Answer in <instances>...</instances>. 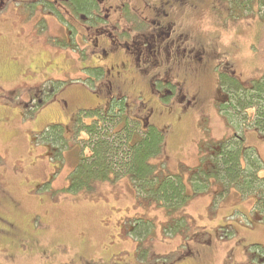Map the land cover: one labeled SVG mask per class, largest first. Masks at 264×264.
Returning <instances> with one entry per match:
<instances>
[{
	"label": "rangeland",
	"instance_id": "374dc122",
	"mask_svg": "<svg viewBox=\"0 0 264 264\" xmlns=\"http://www.w3.org/2000/svg\"><path fill=\"white\" fill-rule=\"evenodd\" d=\"M28 1L0 2V264H110L116 256L127 264H167L163 259L184 245L192 256L174 264H264V221L253 211V196L242 198L215 185L193 195L184 184L182 227L156 202L135 198L124 172L97 181L90 193L67 189L80 157L90 155L81 127L97 112H86L102 114L114 94L126 95L124 115L134 110L136 116V96L142 94L146 126L164 133L163 154L151 160L160 175L180 176L185 183L190 170L235 136L264 164V141L243 120L232 124L219 111L225 97L215 71L228 60L247 84L264 77L259 0H243L247 10L240 16L228 11L226 0H188L185 7L169 8L165 15L172 25L165 39L141 49L147 69L110 66L122 75L101 85L102 77L89 69L97 54L92 48L103 38L90 47L92 40L82 37L85 22L57 16L46 0ZM102 2L107 21L98 33L112 27L121 42L138 36L133 16L120 11L123 3L134 7L137 0ZM148 29L142 24V37ZM105 62L111 64L109 57ZM150 78L176 83L185 103L173 95L158 101ZM52 125L62 129L63 149L50 145V132L42 141ZM135 219L149 224L136 228ZM132 229L142 232V239L131 236Z\"/></svg>",
	"mask_w": 264,
	"mask_h": 264
},
{
	"label": "trees",
	"instance_id": "16d2710c",
	"mask_svg": "<svg viewBox=\"0 0 264 264\" xmlns=\"http://www.w3.org/2000/svg\"><path fill=\"white\" fill-rule=\"evenodd\" d=\"M226 2L228 11L232 14L240 16L247 10V3L243 0ZM102 3V0H55L54 3H48V7L59 17L68 13L76 18L82 17L87 25L96 21L100 25L99 21L104 16ZM259 3L260 7H264V0H259ZM93 73L96 79H100L99 71ZM218 80L220 91L225 97L220 103L219 111L232 124L236 119L243 120V126L254 131L264 141V77L247 84L233 74L231 66L222 65ZM124 107L123 97H115L102 114L97 110L86 112L90 114L97 112L89 114L90 125L81 127L87 137L90 155L80 157L79 164L69 177L68 191L90 193L97 181H112L114 172H124V176L131 183L135 198L156 202L166 211L170 221L174 219L175 223H180L183 227L185 218L183 213L181 214V208L188 198L184 184L191 188L189 191L193 195H201L210 185H215L221 189H233L242 198L253 196V211L260 216L259 221H264V176L260 175L264 173V164L252 149L246 146L243 137L235 136L234 139L221 142L218 150L208 155L206 162L202 161L189 171L184 183L180 176L160 175L161 169H157V166L151 163L152 159L163 154L164 133L149 125L142 129L140 122H143L144 118L141 119L138 115L132 116L130 120L135 126L130 127L126 121L127 117L123 115ZM251 110H254V116L245 117ZM103 121L109 125L105 126ZM57 127L59 126L52 125L48 132L46 128L41 138L44 141L50 132L52 138L50 145L63 149L65 145L62 129ZM138 130L142 136L137 137ZM170 215L178 217L172 218ZM142 222L147 221L135 219L132 224L138 228ZM130 234L138 240L142 239V232L132 229ZM184 248L185 245L173 256L163 259L167 261L163 263L174 264L192 256L190 252L186 254ZM139 251L138 249L137 255L142 259L143 255L140 256ZM116 258L120 260L117 256Z\"/></svg>",
	"mask_w": 264,
	"mask_h": 264
},
{
	"label": "flooded vegetation",
	"instance_id": "af4514ba",
	"mask_svg": "<svg viewBox=\"0 0 264 264\" xmlns=\"http://www.w3.org/2000/svg\"><path fill=\"white\" fill-rule=\"evenodd\" d=\"M4 1L5 0H0V2H2L1 5L5 3ZM14 1H17V0H14ZM28 2H37V0H34V1L30 0ZM46 2L47 3L45 4H48V3L50 4V3H54L55 0H46ZM186 4H189L188 0H157L155 2H151L148 0H137V5H135L134 7H132L130 4L123 3L120 7V11L124 12L125 10L128 13L127 14L128 17L133 16V20H135L138 23V26L141 28V32L138 34V36L134 38L131 37L130 41H126V42L120 41V39L116 36V33H114V29L112 27L107 29L106 31H101V33L97 32V31L104 29V26L107 21L106 19L107 14L105 12V10L107 11V9L104 10V7L102 10L104 12V16H102V19L99 21L101 23L100 25H98L97 21L92 22L90 25H87L86 23H84L83 24L84 26H82V29L85 30V33H83L82 35L84 42L86 40H92V44L90 45V47H92L93 43L96 40L100 39L99 36L103 38L102 40L104 41V43L101 46L92 48V51H96L97 54L95 56H92L90 59L93 62V64L90 66L89 70L99 71L101 74L100 78L102 77L101 78L102 81L99 82V84L101 85L103 83H108L109 79L107 78H110V77H113L114 79L119 78L122 75V71L120 72L117 71L119 70L118 66H139L140 71L146 70L148 66H142V62L143 61L146 62L147 57L145 55H142L141 49L144 47H147L150 44L151 45L160 44L162 42L161 39L163 38L165 39L166 32L170 29L172 25V23H170L169 20L166 18L167 17V15H165L166 11L169 8H173V7H177V8L185 7ZM47 8L50 9L49 7ZM68 15L72 16L71 14H68ZM65 18H66V15H65ZM74 18L78 21L80 20L84 22L82 20L83 19L82 17L81 18L74 17ZM142 24H144L145 27L149 28L147 36H143V37H142ZM130 26H132L131 23H130ZM72 27L74 26L72 25ZM128 33L131 35V32H128ZM89 36H91V38ZM179 42H181V40L180 38L177 37L175 44H179ZM106 56L109 57L111 61V64L109 66L105 62ZM221 63L220 65H218V67L215 68L217 75L222 65L231 66L228 60L224 61L222 64ZM110 66H116L117 70H114V68L113 67L111 68ZM233 74L237 76L236 73L234 72V69H233ZM160 82L161 81L157 80L156 78L154 79L150 78L151 86H153V89H156L154 96L156 97L158 101L167 102L168 97L173 95L177 100L182 101L181 104L185 103L183 100H185L186 97L180 94L176 83L175 85H173L171 82H167L166 85H163V84H160ZM170 88H173V90H171ZM125 96L121 95L120 97H123V100L124 99L126 100V98H124ZM115 97H118V95L114 94L111 97H109L106 104L108 105L110 101L115 99ZM136 99L140 100V102L138 103L139 107L137 108L136 112H138V116L141 119L144 118L143 122L142 121L140 122V127L142 128V126H144L145 128L147 127L146 124L148 123L149 119L147 117V114L143 113L145 111V107H144V103L142 100V94H138L136 96ZM187 104L192 105V102L188 101ZM123 109H126V103ZM132 113L130 115L125 114L128 120H130L132 116H135ZM127 263L128 262H126L125 259L120 258V260L118 259L114 260L110 264H127ZM130 264L132 263L130 262Z\"/></svg>",
	"mask_w": 264,
	"mask_h": 264
},
{
	"label": "bare ground",
	"instance_id": "6f19581e",
	"mask_svg": "<svg viewBox=\"0 0 264 264\" xmlns=\"http://www.w3.org/2000/svg\"><path fill=\"white\" fill-rule=\"evenodd\" d=\"M8 130V129H7ZM25 130V129H24ZM39 202V201H38ZM41 202V201H40ZM146 260V259H145Z\"/></svg>",
	"mask_w": 264,
	"mask_h": 264
},
{
	"label": "crops",
	"instance_id": "0c3cea01",
	"mask_svg": "<svg viewBox=\"0 0 264 264\" xmlns=\"http://www.w3.org/2000/svg\"><path fill=\"white\" fill-rule=\"evenodd\" d=\"M237 194V193H236Z\"/></svg>",
	"mask_w": 264,
	"mask_h": 264
}]
</instances>
